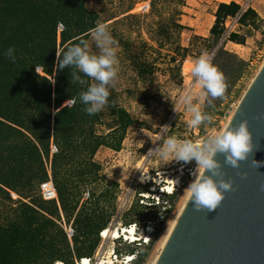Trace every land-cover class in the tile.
<instances>
[{
  "label": "trees",
  "instance_id": "trees-1",
  "mask_svg": "<svg viewBox=\"0 0 264 264\" xmlns=\"http://www.w3.org/2000/svg\"><path fill=\"white\" fill-rule=\"evenodd\" d=\"M87 1L0 0V264H80L91 258L99 234L114 216L115 187L105 184V189L95 190L104 179L94 156L101 147L119 151L133 120L125 109L113 106L109 116L114 126L99 133L101 112L88 115L79 101V93L92 81L80 74L87 83L71 84L73 69L56 68V50L87 43L89 30L98 22V14L86 8ZM178 4L183 8L185 1ZM181 15L182 9L176 13ZM213 16L209 38H195L212 46L221 42L212 63L223 72L234 58L224 50L225 43L243 44L237 32L225 34V21L238 18L240 26H251L258 15L231 1L218 3ZM164 27L162 47L168 44L180 56L170 58L180 66L189 48L171 44V30L181 33L188 27L173 18ZM9 47L14 62L5 55ZM145 68L139 66L138 71ZM70 98L76 103L65 107ZM48 176L57 202L39 196ZM68 225L73 230L70 238Z\"/></svg>",
  "mask_w": 264,
  "mask_h": 264
},
{
  "label": "rangeland",
  "instance_id": "rangeland-1",
  "mask_svg": "<svg viewBox=\"0 0 264 264\" xmlns=\"http://www.w3.org/2000/svg\"><path fill=\"white\" fill-rule=\"evenodd\" d=\"M184 1L185 6L180 8L178 0L171 3L155 0L153 9L152 0H88L85 3L89 11L98 14V22L108 25L110 34L119 44L117 77L109 86L108 103L100 111L102 122L97 130L105 133L114 126V119L109 116V109L113 106L125 109L133 120L119 151L101 147L94 156L104 179L95 190L105 189V184L115 187L114 216L109 230L133 224L139 228L135 236L138 242H114L115 251L122 257L134 256L132 264L138 260H141L139 264H153L184 205L187 198L184 190L194 179L192 173L196 168L195 161L166 162L155 155L144 156L149 149L162 143L164 136L175 135L179 139L195 141L206 138L214 130L225 128L264 62V0H256L263 9L253 25L238 24L229 29V32H237L243 44L226 42L224 45V50L234 55L223 71L228 84L225 98L215 99L212 106L206 102L201 105L203 112L213 116V123L207 127L201 125L198 129H189L186 123L189 114L177 102L179 96L192 87L194 102L198 103L200 89L194 85L190 75L191 62L204 50L213 57L214 50L221 42L213 47L211 42L195 38L203 37L199 36L203 35L200 31L207 30L216 1ZM143 5H149L145 13L140 10ZM180 9L182 15L178 17L176 13ZM172 18L188 27L181 33L171 30L170 43L189 48L180 66L170 61L171 57L178 59L180 56L176 57L168 44L162 47V42L167 38L163 34L164 26L171 23ZM194 31L198 34H194ZM206 35L204 38H209V34ZM87 46L91 53H98L91 36ZM139 66H145V72H139ZM164 126L169 128L162 130ZM54 152V146H51L50 154ZM168 181L176 182L171 194L164 192ZM11 196L17 198L15 194ZM87 197L88 193H85L83 198ZM66 229H70V226ZM145 238H149L147 244L142 242ZM151 241L153 245L149 247ZM112 247L109 236L107 240L100 238L96 250L88 258L91 264H98L105 251ZM118 264H122L121 261Z\"/></svg>",
  "mask_w": 264,
  "mask_h": 264
},
{
  "label": "clouds",
  "instance_id": "clouds-1",
  "mask_svg": "<svg viewBox=\"0 0 264 264\" xmlns=\"http://www.w3.org/2000/svg\"><path fill=\"white\" fill-rule=\"evenodd\" d=\"M89 34L96 44L98 53H91L87 43L81 41L56 50V68L63 70L65 67L71 71L70 83H87L83 77L94 81L86 90L79 93V101L85 106L84 111L88 115H94L103 110L108 103L110 95L109 86L117 77V51L118 41L108 30V25L97 22L89 30ZM5 55L14 62V49L9 47ZM213 57L204 50L191 62L190 75L193 83L198 86V103L194 102L192 87L186 89L177 102L189 114L187 127L198 129L213 123V116L203 112L201 105L205 102L212 106L215 99H223L228 88L226 78L222 71L212 63ZM79 73V74H78ZM54 83V81H52ZM76 98H70L65 102V107L73 106ZM176 107L174 106V111ZM169 127L164 126L162 130ZM252 135L248 130L247 121H241L237 126L225 127L214 130L212 134L200 140L179 139L175 135L164 136L162 143L154 149H149L146 156L155 155L158 158L170 162L188 163L195 161L196 168L192 173L194 179L184 190L189 202L191 201L197 211H213L223 201L224 193L233 190L232 181H225L221 171L222 165L217 161V154H222L224 164L232 168H238L240 162L246 161L252 153ZM253 163L259 167L256 161ZM243 178V177H242ZM264 190V186H262ZM163 219V216H161ZM137 227V224L134 225ZM149 239V238H145Z\"/></svg>",
  "mask_w": 264,
  "mask_h": 264
},
{
  "label": "water",
  "instance_id": "water-1",
  "mask_svg": "<svg viewBox=\"0 0 264 264\" xmlns=\"http://www.w3.org/2000/svg\"><path fill=\"white\" fill-rule=\"evenodd\" d=\"M244 120L253 143L247 160L232 168L216 156L233 190L210 212L187 199L154 264H264V62L226 127Z\"/></svg>",
  "mask_w": 264,
  "mask_h": 264
},
{
  "label": "built area",
  "instance_id": "built-area-1",
  "mask_svg": "<svg viewBox=\"0 0 264 264\" xmlns=\"http://www.w3.org/2000/svg\"><path fill=\"white\" fill-rule=\"evenodd\" d=\"M249 1H251V0H248L247 4H245V5H243L241 7L242 11H245L247 9V5L249 4ZM148 9H149V5H143V6L140 7V10H141L142 13L147 12ZM237 21H238V18H229V19H227L225 21V23H224L225 34L231 33V32H229V29H232L235 25H238ZM38 193H39L40 198L43 201H46V202L55 201V202H57V194H56V191H55V188L53 186V183H52V180H51L50 176H48V179L45 182L40 184ZM134 225H136V224L129 225L128 227H123V228H120V229L116 228L114 230L116 235L115 234H109L108 235L109 238L111 239L113 247H112L111 250H109L107 252L105 251V255H103L101 257V259L99 260L98 264H118L119 261H121L122 264H132V262L135 260L134 256H128L127 255L125 257H122L120 254H118L115 251L114 242H117L118 240H122L124 243H127V244H134L135 242H138L136 240V238L133 240V238H130V235H127V236L124 235L129 230H132L133 231V235L136 236L137 231H138L139 228L138 227H134ZM107 230L110 231L109 228ZM146 230H147V228H146ZM66 233H67V236L70 238L73 235V230L71 228L70 229H66ZM103 233L104 232L102 231L99 234L100 238L102 237ZM107 238L108 237H104V238H101V239L102 240H107ZM142 242H143V244H147L148 243V239H143ZM89 260L91 261V259H89Z\"/></svg>",
  "mask_w": 264,
  "mask_h": 264
},
{
  "label": "crops",
  "instance_id": "crops-1",
  "mask_svg": "<svg viewBox=\"0 0 264 264\" xmlns=\"http://www.w3.org/2000/svg\"><path fill=\"white\" fill-rule=\"evenodd\" d=\"M215 1H216V4L213 7L212 13L210 14V21H209V25H208L207 30L200 31L201 33L203 32L202 33L203 35H199V36H203V38L207 36L206 34H209V29L211 28V26L214 23V16H213V14H214V12L216 10V6H217L218 3H220V2L229 3L230 1H233V2L237 3L240 7H242L243 5L247 4V1L248 0H229V1H224V0H220L219 1V0H215ZM247 8L253 9L257 13V15H260L259 14V11L263 9V7L260 5L259 1H256V0L249 1V4L247 5ZM188 26H190V25H188ZM194 34H198V33L196 31H194ZM227 43H232V42H227Z\"/></svg>",
  "mask_w": 264,
  "mask_h": 264
},
{
  "label": "bare ground",
  "instance_id": "bare-ground-1",
  "mask_svg": "<svg viewBox=\"0 0 264 264\" xmlns=\"http://www.w3.org/2000/svg\"><path fill=\"white\" fill-rule=\"evenodd\" d=\"M231 116H232V114L230 115V117H229V119H228V122H229ZM228 122H227V123H228ZM226 126H227V124H226ZM226 126H225V127H226ZM168 183H169V185L166 186V187L164 188V192H166V193H171V192L173 191V188H174L173 185L176 184V182H175V181H168ZM187 199H188V197L186 198V200H185V202H184V205H185ZM184 205H183V207H184ZM183 207H182V208H183ZM181 210H182V209H181ZM180 212H181V211H180ZM180 212H179V214H180ZM179 214H178V216H179ZM175 222H176V220H175ZM175 222H174V224H175ZM174 224H173L172 227L170 228V230H169V232H168V234H167V236H166L164 242L162 243L161 249H162V247H163V245H164V243H165V241H166V239H167L169 233L171 232V230H172ZM103 232H104V233H103V235H102L101 238L108 237L109 234H115V235H116V233H115L114 231H111V232H110V231H108V230H104ZM124 235H125V236L130 235V238H133V240L135 239V235H133V231H132V230H129V231H128L127 233H125ZM159 253H160V252H159ZM159 253H158V254H159ZM157 257H158V255H157ZM157 257H156V259H157ZM156 259H155V260H156ZM155 260H154V262H155ZM154 262H153V264H154ZM55 264H62V263L57 262V263H55ZM80 264H91V262H90L89 259H83V260L80 262Z\"/></svg>",
  "mask_w": 264,
  "mask_h": 264
}]
</instances>
